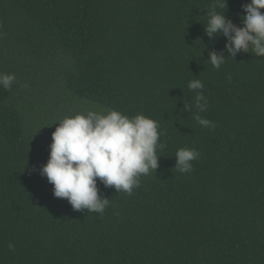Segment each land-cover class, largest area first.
<instances>
[{"label":"trees","instance_id":"16d2710c","mask_svg":"<svg viewBox=\"0 0 264 264\" xmlns=\"http://www.w3.org/2000/svg\"><path fill=\"white\" fill-rule=\"evenodd\" d=\"M226 2L215 11L243 26L250 0ZM214 3L0 0V73L16 76L0 87V264H264V57L208 38ZM90 109L143 114L162 133L158 167L131 195L97 179L102 216L39 174L58 121ZM180 148L200 153L190 173L175 168Z\"/></svg>","mask_w":264,"mask_h":264},{"label":"clouds","instance_id":"9594fccd","mask_svg":"<svg viewBox=\"0 0 264 264\" xmlns=\"http://www.w3.org/2000/svg\"><path fill=\"white\" fill-rule=\"evenodd\" d=\"M216 7L226 10V0H215L208 12L204 24L208 38L212 39L214 34L223 36L224 48L232 58L249 52L264 57V13L261 12L264 0H250L241 5L244 15L240 27L225 17V10L215 11ZM225 60L223 54L208 53V61L214 68L219 69ZM15 82V74L0 73V87L10 90ZM188 88L196 92L195 108L198 112L205 111L208 105L203 82L193 79ZM194 119L202 127L216 126L198 114ZM58 122L51 134L49 158L39 174L53 186L54 196L66 198L74 210L87 209L102 216L110 202L98 194L97 179L105 187L131 195L139 187L140 177L154 174L158 167L157 149L163 147L159 142L162 133L159 123L143 114L129 118L115 110L90 109ZM199 157L194 148H180L175 154V168L180 173H190L191 162ZM8 247L15 252L13 244Z\"/></svg>","mask_w":264,"mask_h":264}]
</instances>
